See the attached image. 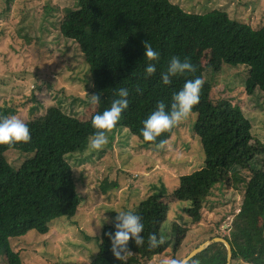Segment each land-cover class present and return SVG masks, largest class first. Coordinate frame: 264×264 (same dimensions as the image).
I'll return each mask as SVG.
<instances>
[{
    "label": "trees",
    "instance_id": "obj_1",
    "mask_svg": "<svg viewBox=\"0 0 264 264\" xmlns=\"http://www.w3.org/2000/svg\"><path fill=\"white\" fill-rule=\"evenodd\" d=\"M59 32L76 42L91 77L92 93L99 94L100 103L95 104L87 119L49 106L43 114L25 121L30 133L27 142L0 144V254L6 264L21 263L19 253L10 246V238L23 236L30 230L44 234L54 220L75 214L79 194L66 157L84 150L95 131L92 116L110 105L116 89H129V103L111 130L126 128L141 144L160 146L175 126L162 132L156 141L146 142L140 135L142 120L158 101H164L167 109L172 94L185 80L195 77H200L203 84L199 102L192 109L196 114L192 131L203 149V162L190 173L192 186L183 196L189 203L185 212L190 221L198 222L203 202L211 188L220 182L221 173L235 168L246 170L249 172L246 181L240 176L233 177L234 187L242 184L243 197L223 238L231 246V260L264 264V145L251 135L248 119L229 100H212V84L204 78L195 62L196 56L188 50L193 40L225 65L246 66V93L257 90L264 95V24L254 28L219 9L188 12L169 0H75L72 7L64 8ZM144 40L159 52L156 71L150 76L143 71L147 62L143 57ZM171 56L187 58L195 71L170 77V83L164 85L160 73ZM137 88L141 90L139 94ZM8 109L0 105V117L8 116ZM9 149L32 155L13 168L5 156ZM165 193L163 187H158L131 209L144 224L143 245L135 246L130 238L127 247L131 253L115 258L110 251L109 236L105 235L114 231V220L104 223L90 264H146L169 244L170 240L162 236L164 224L174 234L175 249L185 229L176 222H166ZM149 233H155L163 243L149 248ZM219 236L215 234L211 239ZM193 261L226 264V247L214 241L185 264H195Z\"/></svg>",
    "mask_w": 264,
    "mask_h": 264
},
{
    "label": "rangeland",
    "instance_id": "obj_2",
    "mask_svg": "<svg viewBox=\"0 0 264 264\" xmlns=\"http://www.w3.org/2000/svg\"><path fill=\"white\" fill-rule=\"evenodd\" d=\"M75 0H0V105L10 107L8 116L32 120L49 106L87 119L95 110L91 102L92 82L76 42L63 37L59 22L64 8ZM188 12L225 11L240 22L257 28L264 24V0H169ZM188 50L196 56L197 67L212 84V100L227 99L248 119L251 135L264 145V95L248 94L244 81L248 68L228 66L209 50L192 40ZM196 114L175 125L170 137L160 146L143 145L126 128L106 133L108 142L100 150L81 151L66 157L79 194V205L70 218L60 217L49 224L48 232L34 230L9 239L20 256V264H90L97 251V237L115 211L131 210L158 187L166 191L167 223L185 229L179 245H172L169 225L161 230L170 240L165 251L146 264L180 261L190 251L219 234L228 232L243 195L242 184L234 187L236 176L246 181L249 172L235 168L222 172L220 182L203 202L201 219L192 222L183 196L192 186L190 173L202 166L203 149L192 131ZM31 153L9 149L5 156L17 168ZM235 177V178H233ZM264 234V231H263ZM191 259V258H190ZM194 263L196 261H193ZM231 264H249L233 259ZM0 264H6L0 254ZM193 264V263H192Z\"/></svg>",
    "mask_w": 264,
    "mask_h": 264
},
{
    "label": "clouds",
    "instance_id": "obj_3",
    "mask_svg": "<svg viewBox=\"0 0 264 264\" xmlns=\"http://www.w3.org/2000/svg\"><path fill=\"white\" fill-rule=\"evenodd\" d=\"M143 57L146 59L143 71L150 76L156 71V62L159 59V52L146 40L142 42ZM195 71L194 66L187 58L183 60L177 56H171L167 62L166 69L160 73V82L164 85L170 83V77ZM203 81L200 77L185 80L183 86L175 91L171 96V101L167 105L164 101H158L155 109L151 111L144 120L140 128V135L146 142H154L164 131L177 125L179 122L189 117L193 106L199 102L200 89ZM137 94L141 91L135 89ZM93 104L100 103L99 94L89 95ZM129 89L120 87L116 89L115 98L110 105L102 111L94 114L91 118V126L95 129L87 141L90 150H100L108 142L106 133L111 130L121 117L122 110L127 108ZM30 139L28 124L15 115L0 117V144L14 145L20 142H27ZM114 231L111 234L105 233L110 239V251L112 255L120 259L131 251L127 247V242L131 238L135 246H141L145 242L142 235L144 224L140 217L131 210L115 211ZM163 243L155 233L147 236V246L155 248ZM167 264H179L176 259H169Z\"/></svg>",
    "mask_w": 264,
    "mask_h": 264
},
{
    "label": "water",
    "instance_id": "obj_4",
    "mask_svg": "<svg viewBox=\"0 0 264 264\" xmlns=\"http://www.w3.org/2000/svg\"><path fill=\"white\" fill-rule=\"evenodd\" d=\"M214 241H220L222 242L225 247H226V264H231V246L230 244L227 242V240H225L222 237H213L211 240H209L207 243L205 244H200L198 247L194 248L192 251H190L185 257H183L180 261L179 264H185L190 258H192L195 254H197L198 252H200L201 250H203L208 244L214 242ZM195 264H198V261H196Z\"/></svg>",
    "mask_w": 264,
    "mask_h": 264
}]
</instances>
